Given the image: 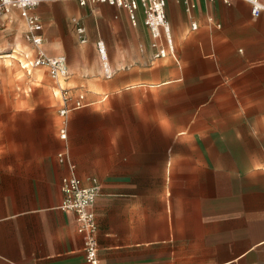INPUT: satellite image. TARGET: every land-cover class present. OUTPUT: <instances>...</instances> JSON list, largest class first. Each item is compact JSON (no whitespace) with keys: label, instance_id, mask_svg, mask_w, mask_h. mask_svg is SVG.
I'll use <instances>...</instances> for the list:
<instances>
[{"label":"crops","instance_id":"1","mask_svg":"<svg viewBox=\"0 0 264 264\" xmlns=\"http://www.w3.org/2000/svg\"><path fill=\"white\" fill-rule=\"evenodd\" d=\"M166 12L163 41L173 51L155 59L142 10L133 25L126 10L102 3L36 9L43 49L62 55L67 89L87 90L90 105L68 116L66 140L54 109L7 110L0 264H86L77 217L61 209L72 175L99 187L102 264L264 260V188L251 189L250 169L233 167L252 164L249 118L264 117V19L240 1L167 0ZM15 15L5 16L8 28ZM75 21L87 31L82 46L67 42L77 41ZM102 62L111 77L101 76Z\"/></svg>","mask_w":264,"mask_h":264},{"label":"built area","instance_id":"2","mask_svg":"<svg viewBox=\"0 0 264 264\" xmlns=\"http://www.w3.org/2000/svg\"><path fill=\"white\" fill-rule=\"evenodd\" d=\"M57 0H0V19L3 16L11 14L14 10L19 11L20 17L24 20L27 28V41L36 49V55L29 59L25 58L23 69L30 71L34 68H45L49 77L57 84V91L60 94L62 106L59 110V116L62 119L60 128V138L67 139L66 122L68 116L76 111L88 107L86 95L79 93L74 96L70 90L62 86L61 82L68 78L69 73L66 61L63 58L48 56L43 49L44 40L41 35L43 23L36 14V9L44 4L55 2ZM81 7L89 4H107L113 7L124 9L128 12L133 25L137 24V13L142 10L144 14V24L149 29L154 41L152 44L155 50L154 58H167L172 53L173 48L168 36L163 41V32L166 34L169 30L166 6L167 0H75ZM189 1V0H186ZM213 1V0H210ZM226 4L232 1H240L251 6L252 15L255 18L264 19V3L262 0H223ZM76 33L81 44L88 42L87 31L82 24L75 21ZM195 28V27H194ZM167 35V34H166ZM99 52L103 58L105 51L102 45H99ZM106 76L111 77L109 67L104 65ZM60 162H66L69 154L64 151L58 154ZM74 170L75 166L71 165ZM61 190L64 194V200L61 209L73 212L77 217V231L83 236L84 240V257L86 264H102L99 259L98 245V224L94 213V205L99 195V187L95 183L91 187H85L82 181L75 175L64 178L61 184Z\"/></svg>","mask_w":264,"mask_h":264},{"label":"rangeland","instance_id":"3","mask_svg":"<svg viewBox=\"0 0 264 264\" xmlns=\"http://www.w3.org/2000/svg\"><path fill=\"white\" fill-rule=\"evenodd\" d=\"M13 18L14 23L10 24V28L7 26L8 22L11 21L9 17L3 16L0 19V155L3 148L4 124L8 123L9 120L8 109L51 108L59 113L62 106L60 94L57 92L58 86L49 77L45 68H34L30 71L23 69L25 58H33L36 55V49L26 39L25 22L18 15ZM3 19L6 22L5 24ZM67 42L70 46H82L78 38L77 41L69 38ZM52 50H54V47H52ZM45 52L48 56L63 58L58 52L49 53L47 50ZM70 55L76 67L82 68L85 65L86 71L92 72V70L89 71L88 60L86 63H82V61L78 60L76 53L70 51ZM105 72L106 69L102 62L101 76ZM91 76L93 79L99 78L97 74L96 76H93V74ZM68 78L61 82L65 88H68L66 85ZM82 91L86 96H89L87 90ZM79 93L77 92V94L73 95L76 96ZM249 124L252 128V139L250 142L252 164L235 165L233 167L239 172H246L250 169L252 179L255 180L250 183V187L258 190V184H261L260 189L264 188V117L252 116L249 118ZM258 177L261 178L260 183L256 180ZM257 194L258 192H255V195ZM255 198L252 197V200ZM259 264H264V260L259 261Z\"/></svg>","mask_w":264,"mask_h":264}]
</instances>
